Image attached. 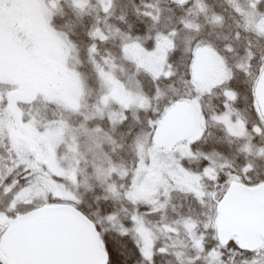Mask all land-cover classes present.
Instances as JSON below:
<instances>
[{
    "label": "snow or ice",
    "instance_id": "snow-or-ice-1",
    "mask_svg": "<svg viewBox=\"0 0 264 264\" xmlns=\"http://www.w3.org/2000/svg\"><path fill=\"white\" fill-rule=\"evenodd\" d=\"M63 2L0 0V200L6 201L0 218L18 224L28 216L48 215L59 221L55 230L61 237H69L75 229L89 252L80 254L66 243L59 255L33 256L16 264H161L166 257L171 258L167 264H264V219L251 232H226L217 222L227 210L228 191L237 181L247 179L255 186V175V184L264 188V177L252 158L258 149L256 159L264 160V0L239 4L229 0L235 28L222 44L217 42L220 36L212 38L207 25L185 17L167 34L157 32V45L149 48L159 53V42L166 41L176 61L168 63L165 57L159 69L129 57L130 48H140V37L107 25L115 0H96L95 7L91 0H71L78 19L90 8L103 11L106 18L107 32L97 19V25L86 33L91 41L87 63L95 88L87 74L68 65L79 46L55 25ZM171 2L187 16L203 14L213 30L223 27L224 17L215 12L208 17L209 8L201 0ZM25 7L33 10L31 21L18 18V10ZM144 8L136 12L153 28L162 22L165 11H172L152 4ZM182 32L190 33L183 38V52L177 44ZM117 35L119 58L107 50L102 55L100 45ZM45 37L53 44L50 56L41 47ZM202 56L213 59L218 73V79L206 86L198 79ZM119 61L131 62L133 71L125 75ZM40 64L47 71H34ZM141 75L148 79L151 95L144 91ZM162 82L168 83L174 96L165 99ZM178 82L190 88L187 95L181 94ZM217 90L223 111L205 113V98L217 95ZM184 106L192 107L197 128L189 146L197 147L211 135V122L225 132L229 144L243 142L238 148L245 156L241 169L227 165L217 172L216 153H200L198 158L208 165L197 172L184 166L187 155L179 160L170 156L168 167L161 166L162 155L173 148L166 125ZM257 139L259 146L253 143ZM149 141L151 147L146 149ZM121 153L133 157L131 166ZM179 176L190 177L191 184H181ZM205 179L214 181L217 189L222 183L225 194L192 186ZM181 196L191 197L205 211L196 213L191 205L184 211L183 204L176 203ZM93 200L97 209L101 200L120 207L106 205L101 217L98 210L93 211ZM21 205L30 207L21 212ZM169 211L175 218L169 217ZM10 212L14 215L9 216ZM65 219L70 223H63ZM13 236L14 228L0 224V253ZM0 264H5L2 258Z\"/></svg>",
    "mask_w": 264,
    "mask_h": 264
},
{
    "label": "trees",
    "instance_id": "trees-1",
    "mask_svg": "<svg viewBox=\"0 0 264 264\" xmlns=\"http://www.w3.org/2000/svg\"><path fill=\"white\" fill-rule=\"evenodd\" d=\"M202 3H205L208 8V17L212 15L213 12L216 14L222 15L224 17V24L223 27H216L214 30L211 25L208 24V19L203 15L200 14L199 16H187L186 12L184 10H181L179 7H177L175 4L171 2V0H115L114 7L112 10V14L110 17L107 18V25L112 26V28L120 29L121 32L130 34L132 37H140V44H143L145 48H149V46L153 45L156 41V33L162 32L167 34V32L173 28V27H179V20L181 17H185L188 20H194L196 23L207 25L208 31H213V39H216V36H220L221 39L217 41L218 43H224L223 37L224 36H230L231 32L235 28V23L232 19V5L227 0H201ZM146 4H152L160 7L161 9H168L171 8L172 11H165L164 12V18L162 19V22L155 26V28L152 27L151 22L144 17L143 15H138L136 12V9L139 8L141 12L145 11L144 5ZM63 12L62 13H56L55 16V25L57 28H59L61 31L68 33L71 36V39L79 46V53L75 54L72 58L73 64L76 68L85 74H87L90 77L89 83L92 85L93 88H95V77L91 72L90 65L87 63V55H86V48L91 43L89 38L87 37L86 33L90 30H92L93 26L97 25V19H99L98 26L103 29L104 28V21H105V15L103 13H94L89 12L87 15H84L82 18H77V16L74 14L73 10L70 7V4H67L65 2L61 5ZM123 17V20L120 19ZM168 17H171V20L169 21ZM104 30V29H103ZM106 32V31H105ZM190 35L188 32H182L181 38L177 41V44L179 46V50L183 52L184 50V43L183 38ZM261 43H264V41H261ZM120 44L121 40L120 37L117 35L114 39L110 40L108 44H101L100 45V51L102 55H106L107 52H111L113 56L119 58L120 56ZM241 55H243V51L241 49ZM237 60L239 57L236 58ZM77 61H80L81 64H77ZM167 62L176 64V61L172 59V56L170 53L167 55ZM235 62V61H234ZM119 63V62H118ZM82 65V66H81ZM184 69L181 68V72H183ZM131 73L128 72L126 74ZM141 83L144 85V91L147 92L149 95H151L150 91V85L148 83V79L141 75L140 77ZM132 87H135V82L132 83ZM177 88H179V91L181 94L187 95L190 92V88L185 86L182 82L177 83ZM161 90L166 93V97L174 96L175 93L172 91V89L169 87L167 82H162ZM157 102H153V106H156ZM163 105L161 104V107ZM241 108L244 107L243 101L240 105ZM204 111L205 113L208 112H222V98L219 97V90H217V95L212 97H206L204 100ZM141 118H144L143 114H141ZM208 132L211 133V135H206L204 140H201L199 142V145L197 147H190L189 143H180L178 146H186L188 147V154L190 152H194L197 154V156H191L187 155V158L183 160V164L187 169H190L192 172H197L202 170L203 167L208 165V161L198 158L200 153H206L209 155H212L213 153H216L217 157H221L227 161L228 164H232L237 170L241 169L243 167V164L245 163V156L244 154L240 153L238 151V148L243 143L242 141L229 144L228 138L225 135V132L217 125L210 122L208 127ZM254 145H261V141L259 139L255 140ZM151 147V142L149 141L148 144H146V148ZM258 151V149H254ZM173 153L165 152L163 154V157H170ZM122 156H124V159L126 163L131 166L133 157L130 154L121 153ZM255 160V163L257 164V171L261 177H264V160L256 159V156L253 155L252 157ZM226 170V169H223ZM222 171V170H221ZM219 172V171H218ZM255 175H253L252 182L255 186H250L249 181L247 179H241L237 183H240L242 185H245L250 188L259 187L258 184H255ZM202 189L206 192H215L219 196H223L224 193V187L221 183V187L217 189L215 187V182L210 181L208 179H205L202 182ZM99 193V190H98ZM6 201L0 200V210H4V205ZM97 202L93 200V211H99L101 217L105 214V206L111 205L113 208H119L120 205L117 203H114L111 200L104 201L101 200L98 202V209L95 207ZM177 205L183 204V210L186 211L189 205L192 206V208L195 210L196 213L205 211L204 209H201L199 205L195 203L191 199V197L188 198V200H185L183 196L177 199L176 201ZM30 206L21 205L20 211L25 212L28 210ZM215 212V210H213ZM14 215V213H9V216ZM124 213L121 212V219H123ZM169 217L175 218L174 214L169 211ZM219 217V216H218ZM202 218V217H201ZM153 220L159 221V217H152ZM107 227L111 229V225H107ZM211 238V237H209ZM168 259H171L170 257L163 258L161 264H167Z\"/></svg>",
    "mask_w": 264,
    "mask_h": 264
},
{
    "label": "water",
    "instance_id": "water-1",
    "mask_svg": "<svg viewBox=\"0 0 264 264\" xmlns=\"http://www.w3.org/2000/svg\"><path fill=\"white\" fill-rule=\"evenodd\" d=\"M204 57V58H203ZM198 67V78L204 79L211 76L217 69L210 56H202ZM196 128L195 114L191 109H182L170 118L166 125V137L174 145L183 140L185 128ZM186 135H189L187 133ZM264 219V188H249L236 184L227 194V210L219 215L218 223L226 232L233 230L254 231ZM59 221L52 217L39 214L28 216L17 222L8 218L0 219V224L14 228L13 239L7 243L2 254L8 264L33 256H55L65 251V245L70 244L73 251L88 254L89 249L80 240L73 229L72 234L61 237L55 230ZM63 223H70L65 219Z\"/></svg>",
    "mask_w": 264,
    "mask_h": 264
},
{
    "label": "rangeland",
    "instance_id": "rangeland-1",
    "mask_svg": "<svg viewBox=\"0 0 264 264\" xmlns=\"http://www.w3.org/2000/svg\"><path fill=\"white\" fill-rule=\"evenodd\" d=\"M227 1L229 2V0H227ZM64 2L67 3V4H71V0H64ZM242 2H243V0H235L236 4H239V3H242ZM91 3H92V5L94 7L96 6V0H91ZM92 11L94 13H96V14L97 13L98 14L99 13H103V11H97V10H93L92 8H90L89 12H92ZM18 18L21 19L22 21H31L32 18H33V10L31 8H27V7L19 9L18 10ZM103 29H104V31L107 32V27L105 25H104ZM156 45H157V41H155L154 44L152 45V49H155ZM159 45H160V48H161V51L159 53L154 52L150 48H145L143 46V44H140V48L139 49L130 48L128 55H129V57L132 58V61H139L140 63H143L144 65H146L147 67L152 68V69H159V68H161L163 66V60H164L165 57L167 59V55L169 53L168 44H167L166 41L161 40L159 42ZM41 47H42L43 51L45 52V54L50 56L53 44L47 37L42 39ZM75 54L76 53H72L69 56V58H68L67 62H68V65L70 67H71V64H73L72 58H74L73 56H75ZM119 67L124 69V74L125 75H126V73H128L130 71L131 72L133 71L131 62L119 61ZM34 71H36V72H45V71H47V67H46L45 64H40V65L36 66ZM210 78L205 79L204 82L208 83L210 81ZM216 79H218V73L213 77L212 82L214 80H216ZM201 83H203V81ZM233 123H235V119L234 118H233ZM194 133L196 134V132H193V134H192L193 136L195 135ZM191 138L189 137L187 139H183V142H181V143H189V140ZM188 152L189 151H188L187 145L183 146V147L182 146H180V147L178 146L177 148H175V149H173L171 151V153H173V154H171L172 155L171 157L173 159H175V160H179L181 157H184V156L188 155ZM256 153H257V151L253 150V155L254 156H256ZM214 158H215V166L214 167L217 170V172L223 170L222 166L232 165V164H228L227 161L225 159L221 158V157L215 156ZM170 163H171V161L169 160V157L167 156V157L164 158L163 155H162V165L161 166L166 169ZM178 179H179V182L181 184H184V185L191 184L190 177L179 176ZM192 186L202 189V184H200V185H192ZM5 218H7V217H3V218H0V219H5ZM218 219H219V217H217V222H218ZM0 258H2L5 261V264H7L6 259L4 258V256L1 253H0Z\"/></svg>",
    "mask_w": 264,
    "mask_h": 264
},
{
    "label": "flooded vegetation",
    "instance_id": "flooded-vegetation-1",
    "mask_svg": "<svg viewBox=\"0 0 264 264\" xmlns=\"http://www.w3.org/2000/svg\"><path fill=\"white\" fill-rule=\"evenodd\" d=\"M204 58V57H203ZM203 58H201V60L200 61H202L203 60ZM217 74V70L211 75V76H209V77H207V78H210V81L208 82V83H211L212 82V80H213V77L215 76ZM207 78H204V79H200V78H198L199 79V81H200V83L203 81V83H201V86H206L208 83L206 82H204V80L205 79H207ZM182 109H191V110H193L192 109V107L191 106H184V107H181L180 109H178L171 117H173L175 114H177V112H179V111H181ZM170 117V118H171ZM197 131V128H194V129H189L188 127H186L185 128V130L183 131V139H187V138H191L193 135V132H196ZM187 133H189V135H186ZM195 134V133H194ZM181 142H183V140H181L177 145H179ZM177 145H174L173 146V148H172V150L173 149H175V147L177 146Z\"/></svg>",
    "mask_w": 264,
    "mask_h": 264
}]
</instances>
